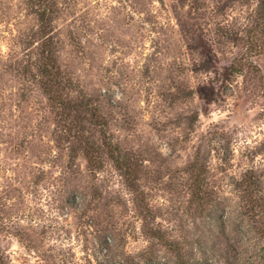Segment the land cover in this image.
Masks as SVG:
<instances>
[{"label":"rangeland","instance_id":"obj_1","mask_svg":"<svg viewBox=\"0 0 264 264\" xmlns=\"http://www.w3.org/2000/svg\"><path fill=\"white\" fill-rule=\"evenodd\" d=\"M46 1L0 0V264H264L263 217L236 186L264 173L258 0H53L49 34ZM213 129L233 133L224 166Z\"/></svg>","mask_w":264,"mask_h":264},{"label":"trees","instance_id":"obj_2","mask_svg":"<svg viewBox=\"0 0 264 264\" xmlns=\"http://www.w3.org/2000/svg\"><path fill=\"white\" fill-rule=\"evenodd\" d=\"M259 5V13H264V0H258ZM55 2L53 0H47L45 4V8L41 11L40 19L44 22L45 28H47V34H49L51 30V20L49 12L53 9ZM263 22H264V14H263ZM261 23V22H260ZM260 23H257L258 27H260ZM264 29V26L262 27ZM51 41V40H50ZM47 62L45 63L42 72L45 76V80L43 82L45 87H50V90L59 87V79H58V69L57 67V58L54 53L53 48L50 46L47 49ZM56 90V91H57ZM184 95L190 96L194 93L193 89L184 90ZM199 111L196 109L191 114H189L186 118L188 120L187 124L189 126H193L196 121L199 119ZM99 118V116H97ZM77 134V135H76ZM79 134V135H78ZM212 147L217 155L222 160V166L226 163H229L231 155L233 154L232 142H233V133L226 130H218L213 129L210 131ZM74 138L76 139L73 144V149L77 147L78 149L83 150L87 161L91 165L100 166L101 162L97 161L100 156V145L96 144L91 139V136L86 135L83 132L75 133ZM219 143H215V141ZM106 146L109 155L111 156L114 164L118 169L122 171L123 176L128 181V178L133 175L134 172V164L130 157L126 154H123L122 151L118 150V144L115 143L110 136L107 137L103 141ZM200 162V156L197 154L196 159L191 163L193 169L198 170L197 179L199 181V188L201 189V193H208L209 190L206 189L207 185L210 184L206 173L209 171L208 166H203ZM201 166V167H200ZM204 168L205 176L202 177L200 169ZM263 181H264V173L258 171L257 169H248L244 174L241 175L240 179L236 181L237 188L241 191L242 197L244 199V207L248 214L256 217H263L261 222V228L264 230V190H263ZM206 189V190H202Z\"/></svg>","mask_w":264,"mask_h":264}]
</instances>
